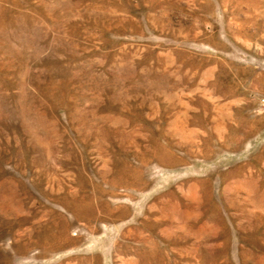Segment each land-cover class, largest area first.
<instances>
[{
  "label": "rangeland",
  "instance_id": "1",
  "mask_svg": "<svg viewBox=\"0 0 264 264\" xmlns=\"http://www.w3.org/2000/svg\"><path fill=\"white\" fill-rule=\"evenodd\" d=\"M0 264H264V0H0Z\"/></svg>",
  "mask_w": 264,
  "mask_h": 264
}]
</instances>
